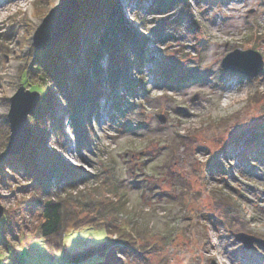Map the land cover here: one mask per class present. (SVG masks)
Instances as JSON below:
<instances>
[{"label":"rangeland","instance_id":"374dc122","mask_svg":"<svg viewBox=\"0 0 264 264\" xmlns=\"http://www.w3.org/2000/svg\"><path fill=\"white\" fill-rule=\"evenodd\" d=\"M152 1L120 0L125 17L150 36L142 75L134 67L129 73L131 80L143 76L142 83L115 91L119 113L100 98L87 123L89 140L78 145L59 92L32 72L41 51L59 42L46 49L33 44L37 26L58 0H24L17 8L0 0L7 6L0 15V122L7 123L0 152L17 87L49 90L28 114L32 134L23 151L35 150L33 159L40 154L32 144L36 135L58 162L87 166L75 181L49 179L50 191L71 201L78 220L93 217L86 207L90 199L120 196L115 218L134 237L115 242L120 264H264V245L246 248L234 236L245 232L264 240V0H188L191 15L176 29L169 21L173 14L166 16L157 28L161 35L152 32L164 18L148 11ZM234 48L261 54L258 75L220 68L222 56ZM35 111L48 113V133L33 124ZM20 154L0 161V264L15 258L21 264H71L59 252L49 256L38 238L35 198L44 186L30 179L24 161L15 157ZM65 229L69 253L118 239L116 231L93 223Z\"/></svg>","mask_w":264,"mask_h":264},{"label":"trees","instance_id":"16d2710c","mask_svg":"<svg viewBox=\"0 0 264 264\" xmlns=\"http://www.w3.org/2000/svg\"><path fill=\"white\" fill-rule=\"evenodd\" d=\"M187 2L188 0H153V7L148 11L159 14V17L164 16L160 18L161 23L152 30L153 34L161 35L162 27L157 28L164 25L166 16L173 14L169 21L176 29L181 19L191 15ZM79 3L73 28L54 47L41 51L32 72L38 73L34 74L36 77L33 76V79L45 80L59 92L65 104L68 127L74 132L75 142L81 145L89 140L87 123L94 119L93 112L95 113L100 98L104 97V103L106 102L112 111L115 109L116 113H119L120 100L113 97L115 91L120 87L139 88L137 83H142L143 76L136 79L137 81L131 80L129 73L134 67L135 71L142 75L138 70L146 61L151 40L147 30H141L125 17L120 0H79ZM103 59L105 65H102ZM162 76L166 77V74ZM48 92L42 93L41 98L46 97ZM34 117L33 124L36 128L48 133V113L42 116L35 111ZM55 121L53 118L51 123ZM60 126L58 124L57 127L62 134L63 128ZM6 130L7 123L0 122V133ZM32 144L40 151V154L35 153L36 158L33 159L35 150L30 151L29 157V149L15 157L24 161L27 166L24 170L29 172L30 179H33V182L39 181L44 186L35 201L40 212L38 238L44 240L48 255L52 257L54 253L59 252L71 264L91 258L97 260L88 264H120L114 256L118 249L115 242L133 241L134 238L130 233L121 230L124 225L115 218L118 207L122 204L120 196L113 195L111 197L114 198L110 197L106 202H101L98 198L90 199L92 202H87L89 205L86 207L93 213V217L87 219L83 216L78 220L75 216L77 210L72 207L71 201L68 202L64 196L50 191L52 186L49 179L56 175L57 178L66 176V179L75 181L74 179L78 178V170H82L83 176L88 172L68 162H58L55 155L47 150L44 141L36 135L33 136ZM80 202L81 205H86L84 195ZM88 223L103 226L109 233L116 231L118 239L114 243L107 241L96 248L90 247L69 253L64 243L65 228H76ZM13 264L21 263L15 258Z\"/></svg>","mask_w":264,"mask_h":264},{"label":"water","instance_id":"95a60500","mask_svg":"<svg viewBox=\"0 0 264 264\" xmlns=\"http://www.w3.org/2000/svg\"><path fill=\"white\" fill-rule=\"evenodd\" d=\"M79 5V0H58L50 7L35 30L34 46L46 49L56 44L74 24ZM219 66L224 70L237 72L247 77H255L262 69L263 60L257 50L234 48L222 56ZM40 98L39 91L25 88L22 84L10 96L7 113L9 135L5 148L0 152V161L8 155L22 153L28 146L32 129L27 117L38 105ZM156 116L159 122H163V115L156 114ZM3 213L4 206L0 203V217ZM234 236L242 241L246 248L255 247L254 242L264 245L263 239L245 232H237Z\"/></svg>","mask_w":264,"mask_h":264},{"label":"bare ground","instance_id":"6f19581e","mask_svg":"<svg viewBox=\"0 0 264 264\" xmlns=\"http://www.w3.org/2000/svg\"><path fill=\"white\" fill-rule=\"evenodd\" d=\"M24 0H18V1H15V0H12V5H14V8H17V5H19V4H23L22 2H23ZM28 1H30V0H28ZM7 6L5 5V4H3V5H1L0 4V15L3 13V11L4 10H6L7 8H6ZM79 9V8H78ZM78 11V10H77ZM76 18H77V12H76ZM76 20V19H75ZM73 28V25H72V27L66 32V33H68V32H70V30ZM65 33V34H66ZM64 36V35H63ZM62 36V37H63ZM61 37V38H62ZM61 38H60V40H61ZM59 40V41H60ZM64 116V115H63ZM62 117V116H61ZM67 116L65 115V118H66ZM62 118H64V117H62ZM31 138V137H30ZM72 161V163H74L75 165H78L79 167H87L84 163H81L80 161H75V160H71Z\"/></svg>","mask_w":264,"mask_h":264}]
</instances>
